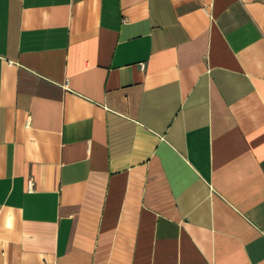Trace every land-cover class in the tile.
I'll list each match as a JSON object with an SVG mask.
<instances>
[{"label":"crops","instance_id":"crops-1","mask_svg":"<svg viewBox=\"0 0 264 264\" xmlns=\"http://www.w3.org/2000/svg\"><path fill=\"white\" fill-rule=\"evenodd\" d=\"M0 264H264V0H0Z\"/></svg>","mask_w":264,"mask_h":264},{"label":"built area","instance_id":"built-area-1","mask_svg":"<svg viewBox=\"0 0 264 264\" xmlns=\"http://www.w3.org/2000/svg\"><path fill=\"white\" fill-rule=\"evenodd\" d=\"M33 184H34V181H33V179H32V178H30V179H29V186H30V187H32V186H33Z\"/></svg>","mask_w":264,"mask_h":264}]
</instances>
